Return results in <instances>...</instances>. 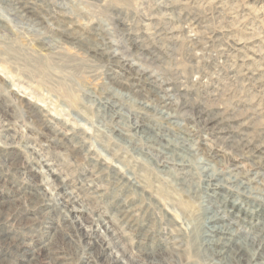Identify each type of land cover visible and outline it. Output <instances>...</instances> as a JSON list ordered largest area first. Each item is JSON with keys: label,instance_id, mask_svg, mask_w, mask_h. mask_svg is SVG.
Segmentation results:
<instances>
[{"label": "rangeland", "instance_id": "374dc122", "mask_svg": "<svg viewBox=\"0 0 264 264\" xmlns=\"http://www.w3.org/2000/svg\"><path fill=\"white\" fill-rule=\"evenodd\" d=\"M263 174L264 0H0V264H224Z\"/></svg>", "mask_w": 264, "mask_h": 264}, {"label": "bare ground", "instance_id": "6f19581e", "mask_svg": "<svg viewBox=\"0 0 264 264\" xmlns=\"http://www.w3.org/2000/svg\"><path fill=\"white\" fill-rule=\"evenodd\" d=\"M23 9H24L25 13H32L33 12V8L31 6L23 7ZM101 54H103L104 56L106 55L107 59L111 58L110 53L106 54L105 52L104 53L101 52ZM125 62H126L125 58H121V61H119V64L122 66L125 64V66H126ZM111 80L113 82L115 81V79L114 80L111 79ZM120 85H123V87H125V90H126L125 94L126 95H129V94L136 95L137 96L136 98H139L140 102L142 100H145V98L148 99V92L140 93L141 90L136 88L137 85H134L133 83L124 85L122 82H120ZM158 99L159 100L151 101L153 103L152 106H156V107H160V108L164 109L165 107H167L170 104V103H167L166 101H164V100H166V98H158ZM29 101H32V100H29ZM147 106H149V105H147ZM28 114L30 116L40 118V116L38 117V115H36V111H34L30 108H29ZM174 114H176V112H172L171 117H174ZM169 115H167V116H169ZM136 127H137V125H136ZM152 138H154V137H152ZM166 145H168V143H166ZM51 172L53 173V171H51ZM214 179H215L214 176L211 174L205 175V180L207 181V184H205V185L211 186L212 184L210 182ZM218 185H220V184L219 183L214 184V186H218ZM67 196H69V195H67ZM62 197H61V199H63ZM60 203L63 204L64 208L67 209L69 214H71V215H73L77 211H83L82 209H76L74 207V204L77 202L75 200H73L72 198L68 199V200L66 199L65 201H62ZM210 209H211V207H207L208 215H206V217H205L207 229H206V233H204V235H205L204 240H205L206 244L210 247V250L214 251L216 253L218 261H221L224 264H230L231 261L232 262L235 261V262L240 263V261L243 260L244 264H264V260H259L260 258L262 259V257L264 256V255H262L263 254L262 251L264 250V239L258 240L255 238H249V237L243 236L241 239L235 240L238 243L237 246H235L234 243L228 244L229 243V240H228L229 235L235 236L238 234V232L236 231V229L233 228L231 223L219 224V222L224 219V216L220 214V211H218L216 209H211V210ZM238 211H240V210H238ZM233 214H234V217H238L240 215V213H238V212H233ZM263 230L264 229H261V231H263ZM217 235H218V237L215 238ZM218 247H220V249H218ZM23 252L26 255V258L25 259L21 258V260H23V262H30V261L36 260V258H37L36 256L40 253V250H38L37 253H35L34 251H32V252L23 251ZM155 260L156 259L151 258V261H148V262H145L142 264H155L154 263ZM13 264H18V263H13ZM128 264H129V262H128Z\"/></svg>", "mask_w": 264, "mask_h": 264}]
</instances>
